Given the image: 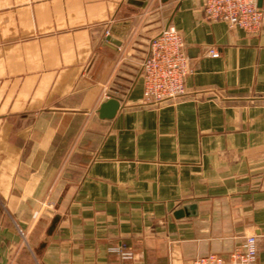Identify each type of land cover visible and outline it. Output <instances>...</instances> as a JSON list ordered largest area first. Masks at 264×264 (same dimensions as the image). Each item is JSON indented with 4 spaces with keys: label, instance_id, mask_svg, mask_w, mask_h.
<instances>
[{
    "label": "crops",
    "instance_id": "1",
    "mask_svg": "<svg viewBox=\"0 0 264 264\" xmlns=\"http://www.w3.org/2000/svg\"><path fill=\"white\" fill-rule=\"evenodd\" d=\"M203 5L0 0V264H191L247 235L264 264V29ZM168 26L192 71L184 98L152 104L142 62Z\"/></svg>",
    "mask_w": 264,
    "mask_h": 264
},
{
    "label": "built area",
    "instance_id": "2",
    "mask_svg": "<svg viewBox=\"0 0 264 264\" xmlns=\"http://www.w3.org/2000/svg\"><path fill=\"white\" fill-rule=\"evenodd\" d=\"M203 8L208 21H222L230 28H239L249 34H259L264 29V8L259 5V0H204ZM208 54L219 56L215 47H210ZM191 71L183 35L174 26L164 28L150 41L149 53L142 62L145 101L159 104L184 98L187 95L186 78ZM252 236L257 238L256 235ZM248 237L245 236L228 259L210 253L197 257L191 264H244L247 256L244 245ZM110 250L118 253L123 261L134 257L133 252L126 247L112 246ZM121 252L127 253V258ZM254 264H258V244Z\"/></svg>",
    "mask_w": 264,
    "mask_h": 264
},
{
    "label": "water",
    "instance_id": "3",
    "mask_svg": "<svg viewBox=\"0 0 264 264\" xmlns=\"http://www.w3.org/2000/svg\"><path fill=\"white\" fill-rule=\"evenodd\" d=\"M262 2H263V0H259L260 6H262ZM128 24H129V22L126 21L124 23H118L116 25H113L110 28V32H109L110 35L108 37V40H111L117 46L121 45V38H123L124 35L126 34V27ZM111 34L116 35L119 39H112ZM120 107H121L120 100L115 98V97H110L107 101H105L101 104V107L99 109V115L103 119H112L115 117V115L117 114ZM183 213H184V211L180 210V211H178L177 215L182 216ZM56 221H57V219H55L52 227L50 228V231H49L50 233H52L53 229L55 228Z\"/></svg>",
    "mask_w": 264,
    "mask_h": 264
},
{
    "label": "clouds",
    "instance_id": "4",
    "mask_svg": "<svg viewBox=\"0 0 264 264\" xmlns=\"http://www.w3.org/2000/svg\"><path fill=\"white\" fill-rule=\"evenodd\" d=\"M258 239L252 235H249L246 244L244 245L247 256L244 260V264H254L255 253L257 252ZM119 251V250H116ZM121 255L127 258L128 254L121 252Z\"/></svg>",
    "mask_w": 264,
    "mask_h": 264
}]
</instances>
